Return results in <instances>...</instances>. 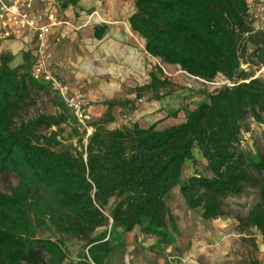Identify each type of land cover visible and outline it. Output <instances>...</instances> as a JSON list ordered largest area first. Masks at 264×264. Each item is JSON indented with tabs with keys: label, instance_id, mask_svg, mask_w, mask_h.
Masks as SVG:
<instances>
[{
	"label": "trees",
	"instance_id": "16d2710c",
	"mask_svg": "<svg viewBox=\"0 0 264 264\" xmlns=\"http://www.w3.org/2000/svg\"><path fill=\"white\" fill-rule=\"evenodd\" d=\"M130 1L135 11L128 23L147 56L203 82L221 78L231 86L201 92L205 101L184 110L178 125L141 129L134 122L109 129L114 108L131 113L144 98L158 102L175 92L151 72L148 84L130 90V99L104 103L83 152L72 155L51 149L55 134L41 135L72 116L63 105L57 117L16 123L33 96L49 88L32 78L31 52L16 65L15 56L1 52L0 172L16 184L0 193V264H65L59 242L36 238L45 227L85 241L92 251L98 245L91 237L108 222L106 211L115 227L166 240V199L176 188L189 210L212 221L224 217L225 200L258 185L260 202L238 221L256 229L264 243V156L253 161L238 150L247 118L264 125V81L253 78L264 68V33H252L245 21L248 0ZM59 2L61 9L77 6V0ZM104 31L96 30V39ZM251 64L256 72L241 69ZM187 163L194 171L183 182Z\"/></svg>",
	"mask_w": 264,
	"mask_h": 264
},
{
	"label": "rangeland",
	"instance_id": "374dc122",
	"mask_svg": "<svg viewBox=\"0 0 264 264\" xmlns=\"http://www.w3.org/2000/svg\"><path fill=\"white\" fill-rule=\"evenodd\" d=\"M138 41L143 43L140 39ZM68 45L75 56L77 47L69 41L64 42V52ZM147 58L151 72H157L172 85L174 91L180 94L187 109L200 103L201 92L210 93L223 86L224 80L221 78L213 83L199 82L189 78L178 67L163 65L159 61L162 66L160 69L154 59L149 56ZM16 64L18 61L13 65ZM242 70L252 74L257 68L252 64L243 65ZM113 81L115 80L106 77L90 81L84 94L89 98L88 91L94 90L99 93L96 95L98 101L106 100V92ZM145 100L142 99L137 105L146 104ZM94 102L96 103V99ZM60 104L63 105L61 99L50 89L34 95L16 123L27 122L40 116L57 117L62 114ZM97 121H94L91 127ZM130 122L125 120L127 125ZM109 127L112 128V125ZM50 134H55L52 150L69 152L72 155L83 152L88 138L72 116L59 129L53 127L41 132L45 137H49ZM238 150L253 161L258 156H264V125H258L247 118L242 125ZM194 156L197 163L202 162L197 152ZM193 171L191 164L187 163L183 170V182L193 174ZM248 172L252 177H256L252 168H249ZM15 184L16 179L13 175L0 172V193H8ZM259 202L258 185L248 186L239 197L224 201V217L205 221L200 210L191 211L184 205L179 189L176 188L166 199L168 209L166 240L148 235L138 228L126 232L115 227L108 211L105 212L108 222L96 229L91 237L96 241L95 245H98L92 251L91 246L85 241L58 234L49 227L38 231L36 238L59 242L65 251V264H264V243L260 233L238 221L243 220L250 209Z\"/></svg>",
	"mask_w": 264,
	"mask_h": 264
},
{
	"label": "crops",
	"instance_id": "0c3cea01",
	"mask_svg": "<svg viewBox=\"0 0 264 264\" xmlns=\"http://www.w3.org/2000/svg\"><path fill=\"white\" fill-rule=\"evenodd\" d=\"M34 10L51 14L55 20L47 38L45 53L51 73L60 82L70 90L84 93L90 81L94 82L103 77L115 80L106 92L107 99H100V103L96 96L99 93L88 91V110L93 122L104 114L105 102L128 100L132 97L130 90L150 82L151 67L144 50V42L139 43L138 39L143 40L131 31L128 23L129 17L135 11L132 1L77 0L75 8L61 9L58 2L53 6L36 4ZM99 28H105V31L100 39H96L94 32ZM67 40L76 45L75 56L69 49L70 45L64 52V42H68ZM28 41V37L1 41L0 53L12 54L19 64L22 53L31 49ZM179 95L174 92L158 102L147 101L146 104L136 105L131 113L114 108L112 114L115 121L109 129L129 126L125 124V120L131 121L130 123L137 122L141 129L155 126L156 130H163L178 125L183 121L184 110L187 109ZM200 98V103L206 99L202 94ZM198 105L187 110H193ZM175 113L176 118H173Z\"/></svg>",
	"mask_w": 264,
	"mask_h": 264
},
{
	"label": "built area",
	"instance_id": "2783aa9c",
	"mask_svg": "<svg viewBox=\"0 0 264 264\" xmlns=\"http://www.w3.org/2000/svg\"><path fill=\"white\" fill-rule=\"evenodd\" d=\"M58 2L59 0H0V41L29 38L27 43L30 44L31 51L28 49L27 52H31L33 57L32 78L46 85L58 95L64 107L89 137L93 132L91 127L93 117L88 110L86 95L78 90H70L60 82L51 73L46 61L47 38L51 28L55 25V20L51 14H44L41 11L34 10L36 4L53 6L58 4ZM245 21L252 33H264V0L247 1ZM154 60L159 68L162 69L160 62L156 59ZM188 77L203 82L199 79ZM253 78L264 79V68L258 69ZM222 85L231 86L230 82L225 80Z\"/></svg>",
	"mask_w": 264,
	"mask_h": 264
}]
</instances>
